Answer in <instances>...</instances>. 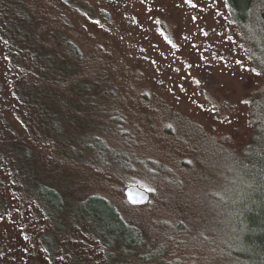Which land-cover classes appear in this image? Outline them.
Segmentation results:
<instances>
[{
  "label": "rangeland",
  "instance_id": "1",
  "mask_svg": "<svg viewBox=\"0 0 264 264\" xmlns=\"http://www.w3.org/2000/svg\"><path fill=\"white\" fill-rule=\"evenodd\" d=\"M41 1L43 13L60 8ZM87 1L66 3V17L51 22L71 26L85 54L79 71L115 88L104 127L57 114L47 95L38 101L56 116L45 115L40 130L67 138L31 131L13 83L27 74L0 49V264H120L111 255L119 237L85 213L90 193L138 221L139 254L151 261L126 264H231L223 202L250 133L243 101L264 83V0H254L250 19L261 30L247 33L224 0ZM128 185L155 191L131 204Z\"/></svg>",
  "mask_w": 264,
  "mask_h": 264
},
{
  "label": "trees",
  "instance_id": "2",
  "mask_svg": "<svg viewBox=\"0 0 264 264\" xmlns=\"http://www.w3.org/2000/svg\"><path fill=\"white\" fill-rule=\"evenodd\" d=\"M45 1H56L60 8L56 11L48 8L47 13H43L41 6L46 7V3L42 5L41 0H0V49L12 57L15 73L27 74L23 75L24 79L16 74L14 76L15 89L24 101V105H17L16 110L26 114L31 131L43 139L64 140L66 136H49L40 130L39 122L46 113L38 99L50 95L48 105L54 106L57 114L62 113L66 118L76 115L88 118L93 120L95 127L98 124L104 127L100 116L106 115L108 108L105 102L112 98L111 93L115 88L109 86L108 80L100 75L93 76L90 72L86 75L79 71L85 54L70 32L71 26L68 30L65 23L61 24L59 20L57 25L51 22L56 14L63 19L66 17L61 12V7L67 9L66 3L83 1L89 5L87 7H91L90 3L87 0ZM224 1L232 20L245 33L252 26L261 30L257 23L250 21L254 0ZM260 30L259 35L262 36ZM45 31L53 33V38H47ZM260 51L264 61V49ZM257 91L247 99L250 133L235 154L229 194L223 202L231 264H264V83ZM55 114L52 111L46 116ZM113 116L111 113L108 118H115ZM35 120L39 124L34 127L31 123H35ZM65 144L68 146L70 143L65 141ZM83 201L87 203L85 213L101 218L110 226L113 236L119 237V253L113 250V257L135 261L133 258L137 259L138 255L144 262L151 261L150 256L139 254L142 242L136 219L122 213L112 200L102 194H87L83 196ZM143 248L146 250L145 245ZM122 260L119 263L126 264Z\"/></svg>",
  "mask_w": 264,
  "mask_h": 264
},
{
  "label": "water",
  "instance_id": "3",
  "mask_svg": "<svg viewBox=\"0 0 264 264\" xmlns=\"http://www.w3.org/2000/svg\"><path fill=\"white\" fill-rule=\"evenodd\" d=\"M123 192H124V195H125L126 200L129 203H131V204H145L149 200V198H150L149 192H146L142 188H137L135 185H128V186H126L123 189ZM141 195L144 196V197H146V199H144L143 202H141V203H132L131 202L132 199H138Z\"/></svg>",
  "mask_w": 264,
  "mask_h": 264
},
{
  "label": "snow or ice",
  "instance_id": "4",
  "mask_svg": "<svg viewBox=\"0 0 264 264\" xmlns=\"http://www.w3.org/2000/svg\"><path fill=\"white\" fill-rule=\"evenodd\" d=\"M187 2L191 3V0H187ZM193 7H195V5H193ZM193 19H195V17H193ZM156 22L159 23L158 20H157ZM161 34L163 35V33H161ZM205 35H206V33H205ZM164 38H165V40H167V42H168L169 44L172 45V47H176V45L173 44L172 40L168 39L167 36H165ZM153 63H155V61H153ZM237 63H240V62L237 61ZM250 71L253 72V73H255L256 75H260V74H261L260 72H257V70H256L255 68H252ZM197 83H199V81H197ZM243 102H244V103H248V101H243ZM169 127H171V126L169 125ZM145 191H146V192H153V191H155V189H153V188H151V187H147V188L145 189ZM130 199H131V198H130ZM144 199H146V197H144V196L141 195L138 199H132L131 202H132V203H141V202H143ZM0 219H3V217H0ZM25 239H27V237H25ZM45 251H47V250L45 249ZM61 259H63V258L61 257Z\"/></svg>",
  "mask_w": 264,
  "mask_h": 264
}]
</instances>
